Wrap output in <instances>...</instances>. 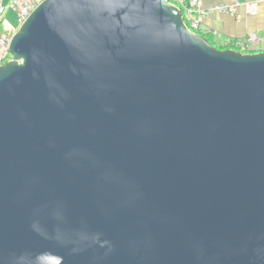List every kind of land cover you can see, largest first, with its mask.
<instances>
[{"label": "water", "instance_id": "95a60500", "mask_svg": "<svg viewBox=\"0 0 264 264\" xmlns=\"http://www.w3.org/2000/svg\"><path fill=\"white\" fill-rule=\"evenodd\" d=\"M0 66V264H264V51L170 0H44Z\"/></svg>", "mask_w": 264, "mask_h": 264}, {"label": "built area", "instance_id": "2783aa9c", "mask_svg": "<svg viewBox=\"0 0 264 264\" xmlns=\"http://www.w3.org/2000/svg\"><path fill=\"white\" fill-rule=\"evenodd\" d=\"M43 1L44 0H11V7L16 11V27H12L4 18L6 9L3 6V0H0V25L2 26V28H0V66L7 61H10L12 58V55L9 52V44L13 34L25 22L31 12ZM258 3V0H229L228 3L214 5L205 11L200 4L191 0V8H185L184 18L188 25L185 24L193 32L195 30H202L203 15L205 12L217 11L220 13L236 15L237 9L243 8L247 13H255ZM256 42V35L250 33L244 40L235 42V46L240 49V52L246 53L252 51Z\"/></svg>", "mask_w": 264, "mask_h": 264}, {"label": "crops", "instance_id": "0c3cea01", "mask_svg": "<svg viewBox=\"0 0 264 264\" xmlns=\"http://www.w3.org/2000/svg\"><path fill=\"white\" fill-rule=\"evenodd\" d=\"M207 11L211 7L229 0H194ZM248 1V0H242ZM202 32L209 35L220 46L233 45L239 40L254 33L257 42L254 44L252 53L264 51V1L261 0L255 13H247L243 8H238L236 15L208 11L203 15ZM227 49V48H222Z\"/></svg>", "mask_w": 264, "mask_h": 264}, {"label": "rangeland", "instance_id": "374dc122", "mask_svg": "<svg viewBox=\"0 0 264 264\" xmlns=\"http://www.w3.org/2000/svg\"><path fill=\"white\" fill-rule=\"evenodd\" d=\"M259 3H258V6H257V9L259 7V4L261 2V0H258ZM264 1V0H263ZM11 0H3V6L5 7L6 9V12H5V15H4V18L5 20L9 23V25H11L12 27H16V11L11 7ZM256 9V11H257ZM255 11V12H256ZM250 14V13H249ZM252 14V13H251ZM185 20V19H184ZM0 28H2V26L0 25ZM202 31V30H201ZM212 43L214 46H216L217 48L219 49H222L223 46H220L219 44H217L209 35L206 36ZM232 45L231 42L227 43V46H230ZM235 46V45H234ZM227 49H232V50H235L231 47H228ZM237 51V50H235ZM240 52V51H239ZM241 53H244V52H241ZM246 53H252V51H249V52H246ZM244 53V54H246Z\"/></svg>", "mask_w": 264, "mask_h": 264}, {"label": "trees", "instance_id": "16d2710c", "mask_svg": "<svg viewBox=\"0 0 264 264\" xmlns=\"http://www.w3.org/2000/svg\"><path fill=\"white\" fill-rule=\"evenodd\" d=\"M170 1H172L175 5H177V7H179L180 8V10H181V13H182V15H183V19H185L184 18V13H185V8H191V0H177V1H173V0H170ZM185 21V23L187 24V22H186V19L184 20ZM188 25V24H187ZM195 33H197V34H199V35H201V36H204L211 44H213L206 36H207V34L206 33H204V32H202L201 30H195L194 31ZM235 45V44H234ZM233 44L232 45H230V46H223V48H228V47H231V48H233V49H235V50H237V51H240V49L238 48V47H236V46H234Z\"/></svg>", "mask_w": 264, "mask_h": 264}]
</instances>
